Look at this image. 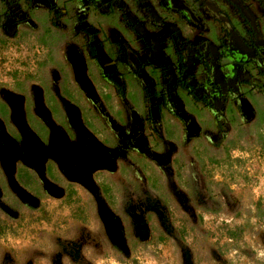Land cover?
Returning a JSON list of instances; mask_svg holds the SVG:
<instances>
[{
	"label": "flooded vegetation",
	"instance_id": "1",
	"mask_svg": "<svg viewBox=\"0 0 264 264\" xmlns=\"http://www.w3.org/2000/svg\"><path fill=\"white\" fill-rule=\"evenodd\" d=\"M0 2V45L31 42L43 66L42 83L20 95L0 94V148L9 171L22 161L36 168L41 155L42 164L51 162L61 179L97 190L100 185L89 176L97 163L115 167L118 160L125 164L145 155L165 176L173 171L167 153L176 150L174 140L182 146L202 141L204 132L208 138L228 134L235 108L248 118L254 102L264 107V0ZM64 80L80 83L66 99ZM49 95L59 100L58 113L49 107ZM113 101L125 102L120 119L112 114ZM55 117L76 128V135ZM35 121L52 128L45 143L22 129ZM101 124L108 134L106 146L100 145L108 158L92 133ZM80 143L86 158L75 151ZM93 150L101 161L90 159ZM6 176L0 169V187L7 186ZM53 187L55 193L65 190Z\"/></svg>",
	"mask_w": 264,
	"mask_h": 264
},
{
	"label": "rangeland",
	"instance_id": "2",
	"mask_svg": "<svg viewBox=\"0 0 264 264\" xmlns=\"http://www.w3.org/2000/svg\"><path fill=\"white\" fill-rule=\"evenodd\" d=\"M40 52L26 40L20 44L0 45V94L10 89L19 90V83L27 86H21L22 91L42 83ZM70 82L64 80L65 86L62 83V87L68 88L62 92L65 99L74 93L73 89L80 87L79 82ZM46 100L55 112L61 111L58 99L49 95ZM121 102L111 105L116 107L112 114L118 119L126 110L125 102L123 105ZM133 111L136 113L139 108L134 107ZM56 119L69 135H76V128L63 123L62 118ZM97 120L100 123L103 118ZM174 121L179 125V121ZM31 125L34 137L45 143L52 128L38 121ZM246 125L250 128L243 126L238 132L230 127L219 147L209 146L207 132L202 134V141L180 146L171 129L168 135L174 140L176 150L167 153L173 171L165 174L164 186L172 190L177 181L181 185L187 182L192 192L188 197L181 192L183 201L180 195H170L164 205L149 191L146 179L152 176L154 168L162 170L145 155V159L139 160L131 156L125 164L118 160L113 168L90 170L91 180L100 185L94 205L85 186L61 179L51 162H41L37 170L65 190L40 193L42 196L38 201L32 200L33 206H30L17 198L8 185L3 186L0 264H264V126ZM89 130L92 132L91 127ZM99 131L92 133L106 146L103 136L108 133L103 126ZM8 132L15 135L10 128ZM75 151L82 158L87 157L82 143ZM93 151L90 159L101 161L96 156L100 153ZM5 163L7 159L0 148L2 172ZM27 163L22 161L21 166L12 171L11 179L16 184L22 183L25 190L42 192V186L36 184L37 180L43 184V178L24 168L30 165ZM213 182L224 184L233 201L222 204L218 212L203 211L201 186ZM105 205L120 214V220L115 221L118 232L108 222Z\"/></svg>",
	"mask_w": 264,
	"mask_h": 264
},
{
	"label": "trees",
	"instance_id": "3",
	"mask_svg": "<svg viewBox=\"0 0 264 264\" xmlns=\"http://www.w3.org/2000/svg\"><path fill=\"white\" fill-rule=\"evenodd\" d=\"M21 86H22V88L23 87H27L26 84L23 82V83H19L17 85V88L19 90L10 89L9 91L11 93H13V94L20 95L21 91H22L20 89ZM0 87H1V85H0ZM262 100H264V96L262 97ZM254 104H255L254 105L255 107H253L252 115L249 116L248 118H245L247 116H244L243 115L244 113L243 114L240 113V111L235 108L234 112L232 113L233 115H235L234 123H232V126H233L234 130H236V131L239 130L240 131V129L243 126H245V128H249L245 124L246 120H249V122L251 121L252 125L253 124H257V125L262 124L264 126V107L260 108L259 106H257L258 102H254ZM5 116H6L5 112L3 114H1V118L2 117L5 118ZM25 125H26V128H22V129L23 130H28L30 133L33 134L31 127L29 128L27 124H25ZM212 125H214V124L213 123L211 124V122L208 123V127L214 129V127ZM205 127H207V123H206ZM22 129L20 128V129H18V131L19 132L23 131ZM215 130H216V127H215ZM216 132H217V130H216ZM226 137H227L226 132L225 133L223 132V133L215 136L214 138H208V140H209L208 144L211 147H219L223 143V141L226 139ZM27 167L32 168L33 166L29 165ZM32 169L34 170L35 173H37V176L43 178V180H44V182L42 184V189H43L42 190L43 191L42 195H46V194H49L51 192H54L53 190H50V187L52 188V186H54V183L52 184V182L47 180L44 177L42 171H38L37 168H32ZM4 172H5V175H7L6 176V178H7L6 182L9 183L7 185L9 186V188L11 190H13L15 192V194L17 195L16 197L19 198L20 200H22L23 202H27V204H29L30 206H33L32 200L38 201V198H40V196H42V195H39L41 192H29V191L25 190L21 185L16 184L15 180L11 179L12 178V171H9L8 168H4ZM152 177H153V180L151 179ZM64 179L72 181L71 178H67L66 176H64ZM146 179H148L147 180V184L149 185V188H148L149 191L152 194H154V196H156L161 201H163L162 205H164L165 199H168L170 195H177V196L180 195L179 199L181 201H183L181 192H185L187 197L189 195H191V192H192V189L189 188L187 182H183V184L181 185L180 184L181 182H179V181L176 182L177 186L173 185V189L172 190H168L164 186L166 178H165L163 173H160L157 170V168H154L152 176H148V177H146ZM81 185L85 186V188H87L89 190L87 193H90L92 195V197L91 196L89 197V200L91 201V204L94 205V202L96 201L95 193L97 194L99 191L96 190L89 183H87V184L86 183H81ZM201 187H202L201 188V192L204 193V201H203V205L201 207V209L203 211L218 212V211H220L222 204H227V203H230V202L233 201V198L230 195L229 189L224 184H222L221 182H213V183H209V184H207V183L204 184L203 183V185ZM7 190H9V189L7 188ZM3 193L5 194V189L4 188L2 189V191H0V195H3ZM4 209H6L5 206H4ZM105 210L107 212L106 216H107L108 222L116 230L117 222H115V221H118V219L120 220V216H119L120 214H118L117 212L113 211L110 207H107ZM118 239L119 238L117 237L116 238L117 242H119ZM243 253H245L247 255L246 250H243Z\"/></svg>",
	"mask_w": 264,
	"mask_h": 264
},
{
	"label": "water",
	"instance_id": "4",
	"mask_svg": "<svg viewBox=\"0 0 264 264\" xmlns=\"http://www.w3.org/2000/svg\"><path fill=\"white\" fill-rule=\"evenodd\" d=\"M96 144H97V146H98V148H99V151H100V153H102L106 158H108L107 156H106V154L104 153V150H102V146L100 145V143L98 142H96ZM38 159V164H40L41 162H42V160H41V155H39V157L37 158ZM13 162V159H12V156L8 159V163H12ZM95 167H110V166H108L107 164H105V163H97L93 168H95Z\"/></svg>",
	"mask_w": 264,
	"mask_h": 264
},
{
	"label": "crops",
	"instance_id": "5",
	"mask_svg": "<svg viewBox=\"0 0 264 264\" xmlns=\"http://www.w3.org/2000/svg\"><path fill=\"white\" fill-rule=\"evenodd\" d=\"M101 130V129H100Z\"/></svg>",
	"mask_w": 264,
	"mask_h": 264
}]
</instances>
